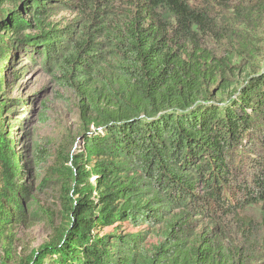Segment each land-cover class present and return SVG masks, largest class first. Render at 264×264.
<instances>
[{"label":"trees","instance_id":"1","mask_svg":"<svg viewBox=\"0 0 264 264\" xmlns=\"http://www.w3.org/2000/svg\"><path fill=\"white\" fill-rule=\"evenodd\" d=\"M219 1L0 0V101L23 55L67 89L98 95L93 129L79 134L82 153L54 167L65 223L23 264L47 256L54 264H264V67L246 73L252 44L220 23ZM226 1L236 24L264 14V0ZM57 10L73 17L52 20ZM238 70V88L212 99ZM21 104L0 102L10 188L0 197V234L26 218L29 169L11 136ZM252 207L259 224L246 216ZM143 224L163 230L154 251L143 231L122 230Z\"/></svg>","mask_w":264,"mask_h":264},{"label":"rangeland","instance_id":"2","mask_svg":"<svg viewBox=\"0 0 264 264\" xmlns=\"http://www.w3.org/2000/svg\"><path fill=\"white\" fill-rule=\"evenodd\" d=\"M215 5L217 6L215 16L222 14V18L218 19L220 23L227 25L229 29L239 30V33L248 37L252 44L253 54L248 59L250 69L246 73L263 68L264 14L258 15L254 12L252 17L254 24L242 21L236 24V12L228 1L220 0ZM72 17L73 14L68 11L57 10L51 19L64 23L70 21ZM33 28L28 27L22 33L34 34ZM235 58L236 63L243 62L237 54ZM244 76L243 70L230 74L228 78L230 88L223 91L216 89L215 97L212 99L218 101L226 99L230 92L242 83ZM9 78V86L6 87L3 100L7 97L17 98L27 104L26 108L22 104L13 107L16 117L23 120H19L20 127H14L11 136L16 139L15 151L22 155L19 166L29 169L21 181L29 187V197L24 204L25 220L15 221L0 234V264H23L33 261L40 248L55 238L65 223L66 209L61 198L64 180L56 173L54 167L58 166L63 155L82 153L83 136L79 134L86 129H93V126L88 124V116L92 113L91 106L98 101V95L95 92L77 93L76 90L67 89L62 83L55 82L49 73L37 63L31 62L26 55L22 58L15 57ZM215 87L217 84L208 88L210 93ZM12 123L14 125L15 120H12ZM1 171L0 168V197L10 190L5 186ZM2 203L6 204V201L2 200ZM245 211L247 217L259 224L261 216L258 208L252 207ZM3 222L0 220V226L4 224ZM122 230L143 231L144 245L151 251H154V247L162 240L163 230L157 227L152 229L145 224L139 227L126 225ZM42 256L43 254L41 258ZM50 260L52 258L47 256L43 264H54Z\"/></svg>","mask_w":264,"mask_h":264}]
</instances>
